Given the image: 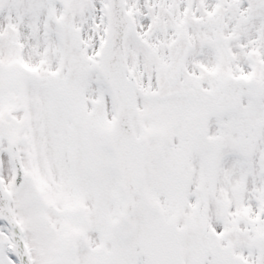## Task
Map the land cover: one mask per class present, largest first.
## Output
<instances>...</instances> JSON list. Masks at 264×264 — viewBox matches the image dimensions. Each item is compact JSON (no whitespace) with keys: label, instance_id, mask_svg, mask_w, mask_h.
<instances>
[{"label":"snow or ice","instance_id":"6c2138e0","mask_svg":"<svg viewBox=\"0 0 264 264\" xmlns=\"http://www.w3.org/2000/svg\"><path fill=\"white\" fill-rule=\"evenodd\" d=\"M0 264H264V0H0Z\"/></svg>","mask_w":264,"mask_h":264}]
</instances>
